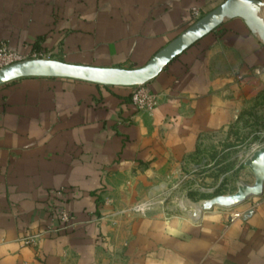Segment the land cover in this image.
<instances>
[{
	"label": "crops",
	"instance_id": "crops-1",
	"mask_svg": "<svg viewBox=\"0 0 264 264\" xmlns=\"http://www.w3.org/2000/svg\"><path fill=\"white\" fill-rule=\"evenodd\" d=\"M226 0H0V42L103 68L144 66ZM260 16H264V0ZM135 87L30 77L0 87V264H264V193L232 208L166 205L204 139L264 101V41L241 18ZM63 189L62 197L54 191ZM75 218L69 232L19 239Z\"/></svg>",
	"mask_w": 264,
	"mask_h": 264
},
{
	"label": "water",
	"instance_id": "water-1",
	"mask_svg": "<svg viewBox=\"0 0 264 264\" xmlns=\"http://www.w3.org/2000/svg\"><path fill=\"white\" fill-rule=\"evenodd\" d=\"M263 2L260 0H226L196 23L189 26L163 49L158 51L144 66L135 69L103 68L69 64L54 59H27L0 69V87L12 81L30 77L65 78L106 86L137 87L153 80L175 58L180 56L203 37L216 30L227 18H241L255 29L264 41V21L258 16ZM254 175L253 184L241 183L235 193L217 195L202 200L200 215L216 207L232 208L251 197L264 193V146L255 150L245 162Z\"/></svg>",
	"mask_w": 264,
	"mask_h": 264
},
{
	"label": "rangeland",
	"instance_id": "rangeland-1",
	"mask_svg": "<svg viewBox=\"0 0 264 264\" xmlns=\"http://www.w3.org/2000/svg\"><path fill=\"white\" fill-rule=\"evenodd\" d=\"M259 12L258 16L264 21V16H260ZM262 146L264 101L226 132L202 141L184 170L186 177L183 185L169 195L166 205L176 214H197L195 206L199 208L202 200L235 193L241 183L253 184L254 175L245 162Z\"/></svg>",
	"mask_w": 264,
	"mask_h": 264
},
{
	"label": "built area",
	"instance_id": "built-area-1",
	"mask_svg": "<svg viewBox=\"0 0 264 264\" xmlns=\"http://www.w3.org/2000/svg\"><path fill=\"white\" fill-rule=\"evenodd\" d=\"M204 14L201 9L194 7L191 9L188 27L196 23ZM50 59L47 53L32 52L30 54H22L12 50L5 42H0V69L5 68L11 64L24 61L27 59ZM132 103L139 111H151L158 105V95L152 93L145 85L135 87L132 95ZM64 190L54 191L55 197H62ZM59 223L57 225L48 226L45 229H40L37 232L27 233L22 236L19 241L25 245L36 244L50 235H56L61 232H69L75 226V218L65 207L57 209Z\"/></svg>",
	"mask_w": 264,
	"mask_h": 264
},
{
	"label": "bare ground",
	"instance_id": "bare-ground-1",
	"mask_svg": "<svg viewBox=\"0 0 264 264\" xmlns=\"http://www.w3.org/2000/svg\"><path fill=\"white\" fill-rule=\"evenodd\" d=\"M191 207H192V206H191ZM195 207H196V210H195V211H196V212H199V211H198V210H199V209H198V206H195Z\"/></svg>",
	"mask_w": 264,
	"mask_h": 264
},
{
	"label": "trees",
	"instance_id": "trees-1",
	"mask_svg": "<svg viewBox=\"0 0 264 264\" xmlns=\"http://www.w3.org/2000/svg\"><path fill=\"white\" fill-rule=\"evenodd\" d=\"M13 82V81H12Z\"/></svg>",
	"mask_w": 264,
	"mask_h": 264
}]
</instances>
